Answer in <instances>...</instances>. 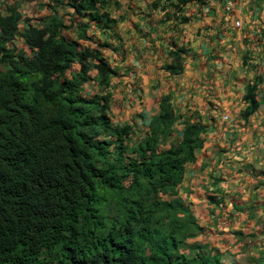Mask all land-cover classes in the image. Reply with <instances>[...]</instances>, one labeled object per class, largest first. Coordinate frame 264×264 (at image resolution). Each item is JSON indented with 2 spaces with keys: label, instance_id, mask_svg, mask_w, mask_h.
Listing matches in <instances>:
<instances>
[{
  "label": "trees",
  "instance_id": "trees-1",
  "mask_svg": "<svg viewBox=\"0 0 264 264\" xmlns=\"http://www.w3.org/2000/svg\"><path fill=\"white\" fill-rule=\"evenodd\" d=\"M192 1L202 0L151 7ZM50 2L41 18L22 19L16 6L0 16V264H225L190 243L202 228L177 198L206 126L185 123L167 147L178 119L168 97L144 134L113 124L114 72L102 44L82 47L93 42L90 24H116L112 0H68L65 16ZM165 70L177 74L182 65ZM91 72L102 94L87 97L81 87ZM255 93L246 87L245 117L257 110Z\"/></svg>",
  "mask_w": 264,
  "mask_h": 264
},
{
  "label": "crops",
  "instance_id": "crops-1",
  "mask_svg": "<svg viewBox=\"0 0 264 264\" xmlns=\"http://www.w3.org/2000/svg\"><path fill=\"white\" fill-rule=\"evenodd\" d=\"M56 1L59 14H69L68 0ZM155 1L112 0L116 24H90L93 42L82 47L102 44L98 51L114 72L111 87L116 79L128 82L127 123L139 134L159 114L162 97L178 116L167 147L181 139L185 123L206 126L178 186L177 198L202 228L190 243L221 254L225 264H256L264 252V0H230L229 9L224 0L192 1L179 10L152 8ZM49 3L0 0V16L16 6L22 19L41 18ZM172 64L181 72L165 70ZM248 85L256 87L257 110L245 117Z\"/></svg>",
  "mask_w": 264,
  "mask_h": 264
},
{
  "label": "rangeland",
  "instance_id": "rangeland-1",
  "mask_svg": "<svg viewBox=\"0 0 264 264\" xmlns=\"http://www.w3.org/2000/svg\"><path fill=\"white\" fill-rule=\"evenodd\" d=\"M4 13H5V8L0 5V14L4 15ZM16 44H17L18 48L22 47V44H19V41H16ZM78 69H79L78 64H73L71 67V70H78ZM70 72L71 71H69L67 73L68 76H69ZM90 75L92 76L93 79L81 87V94L84 96H87V97H92L94 92L99 93V94L101 93L100 87L98 86V83H97L98 81L95 78V72H91ZM89 86H94L95 88L90 87V89L88 91L87 88ZM127 86H128V82L119 81L118 79H116L113 81L112 87L110 89L112 92V96H113V100H112L111 105H110V108H111L110 114L112 117L113 124H115V125H121V124H124L127 122H131V120H132V118L130 117V114H129L130 110H132V109H130V110L127 109L130 107V105L126 106L125 102L126 101L130 102V98H132L133 92L130 89L129 95L124 94L125 92L128 93V91L126 90ZM127 98H129V99H127ZM123 111H124V113H123ZM125 112H127V113H125Z\"/></svg>",
  "mask_w": 264,
  "mask_h": 264
},
{
  "label": "built area",
  "instance_id": "built-area-1",
  "mask_svg": "<svg viewBox=\"0 0 264 264\" xmlns=\"http://www.w3.org/2000/svg\"><path fill=\"white\" fill-rule=\"evenodd\" d=\"M225 1V3H226V7L229 9L230 8V0H224Z\"/></svg>",
  "mask_w": 264,
  "mask_h": 264
}]
</instances>
